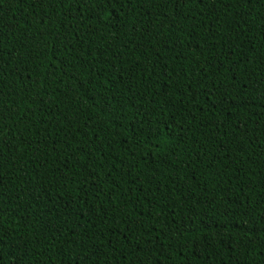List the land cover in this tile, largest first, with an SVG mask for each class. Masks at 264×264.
Wrapping results in <instances>:
<instances>
[{
    "label": "trees",
    "instance_id": "16d2710c",
    "mask_svg": "<svg viewBox=\"0 0 264 264\" xmlns=\"http://www.w3.org/2000/svg\"><path fill=\"white\" fill-rule=\"evenodd\" d=\"M0 264H264V0H0Z\"/></svg>",
    "mask_w": 264,
    "mask_h": 264
}]
</instances>
